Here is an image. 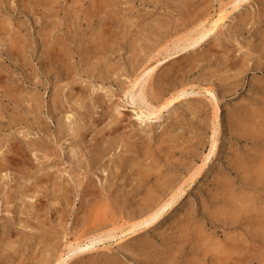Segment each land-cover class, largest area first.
Instances as JSON below:
<instances>
[{"label":"rangeland","instance_id":"374dc122","mask_svg":"<svg viewBox=\"0 0 264 264\" xmlns=\"http://www.w3.org/2000/svg\"><path fill=\"white\" fill-rule=\"evenodd\" d=\"M229 1L0 0V264H264V0L161 57ZM157 57L145 99L186 91L147 118L126 91ZM215 101V154L127 232L202 164Z\"/></svg>","mask_w":264,"mask_h":264},{"label":"bare ground","instance_id":"6f19581e","mask_svg":"<svg viewBox=\"0 0 264 264\" xmlns=\"http://www.w3.org/2000/svg\"><path fill=\"white\" fill-rule=\"evenodd\" d=\"M244 1H246V0H230L226 4V5H229L230 9L227 10L226 8H224L223 10H220V12L217 14L216 19L210 21L208 23V25H205L204 22H202L199 24V26L196 28V30L193 34H191V35L186 34L183 37H179L176 40H173L171 43H169V46L167 45L168 47H167V49H165L164 55L161 56L162 59L167 57L168 55L187 50L188 48L193 47L195 45L197 46V44L205 41L210 36V34L215 30V28L219 25V23L227 16L228 12H230L233 9H236ZM226 5H225V7H226ZM159 55H161V53L158 50L157 56H159ZM162 59H160V57H157V59L154 61L157 64H151L149 67L145 66L143 68V70L140 72V74L138 75L139 78H138V76L133 78L132 86L129 87L126 91V94L129 96L131 103H135L136 100H139L138 102H140L142 104L138 108V111H137L138 115L143 114V116L147 117V118L158 117V116H160L159 114L162 111V109H166L174 101H176L182 95L185 94L186 88H182L179 91H177L176 93L168 95V97H163V98L157 97V99H156L155 97H153L151 95L152 99L150 101L145 99L144 95H145L146 87H145L144 82H145L146 78L144 79L143 77L145 75H149L150 72H152L156 67H158V65L161 63ZM205 91L212 96L214 95L212 88L205 87ZM213 112H214V114H213V124H214L213 134H212L211 139H210V143H209L210 146H209L208 152L205 154L204 159L202 161V164L199 165L196 169L192 170L188 174L185 181L183 183H181L177 187V189L170 196H168L165 200L160 201V203H158L155 207H149V208L145 209L144 211L140 212L138 220L127 225V232H135V231L137 232L138 230L145 228L147 226H150L151 224L157 222L161 218V216L164 214V212L172 207V205L176 202V199L183 192V186L182 185L184 183H186V184L194 183L196 178L201 173L202 166H204L206 164V162L209 159H211V157L215 154V151L217 150V133L219 131L218 130L219 114H218V106H217L216 101L214 103V111ZM254 117H255V115H254ZM257 118H259V117H257ZM245 127H246L245 129L243 128L244 132L246 130H248V126H245ZM122 231H124V230H122ZM109 232H110V230H107L104 233L103 232L102 233L101 232L96 233V234L94 233V234L88 236L86 238V240H84V241H80L78 239L74 240L75 241V242L73 241L74 243L69 244L67 251L70 253V251L72 252L75 249L88 250V249L92 248L95 245V243L102 240L103 236L106 235V233L109 234ZM123 235H124V233H123ZM59 257L60 258L55 262L56 264H62L65 261L63 259L64 257L63 258L61 256H59Z\"/></svg>","mask_w":264,"mask_h":264}]
</instances>
